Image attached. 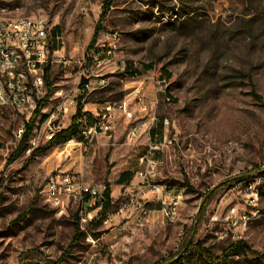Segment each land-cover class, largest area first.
<instances>
[{
	"label": "rangeland",
	"instance_id": "obj_1",
	"mask_svg": "<svg viewBox=\"0 0 264 264\" xmlns=\"http://www.w3.org/2000/svg\"><path fill=\"white\" fill-rule=\"evenodd\" d=\"M104 2L0 0V17H46L59 38L50 55L52 84L46 85L41 115L78 96L79 65ZM100 28L96 43L108 45L117 34L115 59L140 75L116 73L105 89L90 96L89 110L96 112L99 102L124 100L134 87L145 92L155 105L157 125H163L159 141L167 142L157 157V182L181 195L179 217L168 221L155 204L141 221L136 210L121 211L125 199L138 194V157L146 149L145 136L129 142L132 122L119 120L114 133L99 137L87 153L48 147L42 124H37L30 140H37L34 149L48 150L31 159L33 150L15 156V132L24 116L2 109L0 264L27 259L41 264H156L172 257L179 264H203L184 245L192 241L221 255L232 243L219 236L223 224L211 219L240 203L233 179L264 167V0H116ZM147 65L153 70L147 71ZM161 68L172 75L170 81L163 82ZM73 113L64 116L66 127ZM56 171L79 173L90 187L108 185L113 199V209L94 229L96 236L81 240L64 261L75 237L78 206L60 214L46 203V181ZM128 171L134 178L122 186L119 177ZM219 186L201 214L205 197ZM245 243L264 253V223L249 227ZM255 259L240 255L227 264H259Z\"/></svg>",
	"mask_w": 264,
	"mask_h": 264
},
{
	"label": "built area",
	"instance_id": "obj_2",
	"mask_svg": "<svg viewBox=\"0 0 264 264\" xmlns=\"http://www.w3.org/2000/svg\"><path fill=\"white\" fill-rule=\"evenodd\" d=\"M56 40L59 38L52 35L46 17H0V110L11 109L24 116L22 126L15 132L19 142L33 112L47 94L45 71L49 67L51 53H56L53 50ZM116 40L118 35L114 34L110 44H96L86 52L79 65L78 96L58 102L46 113L41 133L46 142L52 141L71 125L66 127L64 116L69 112L75 115L82 104V117L76 123H83L85 132L69 138L59 147L78 148L81 153H87L98 144L99 137L114 133L119 120L132 122L128 131L129 142L145 136L147 145L144 153L138 157V194L125 199L121 211L136 210L141 221L151 213L149 205L155 204L164 218L175 222L176 209L181 207L182 197L172 187L157 182V157L167 142L164 140L161 143L158 134L152 135L158 122L153 102L146 97L145 92H138V87H134L124 100L96 103L97 111L89 110L91 103L87 102L88 97L105 89L109 79L116 73L120 74L121 63L115 59ZM132 104L136 109L133 110ZM37 124L38 128L41 124ZM29 143L31 147L27 152L34 150L37 140H29ZM261 168L251 171L235 183L233 190L240 203L234 206V212H226L221 218L215 216L211 219L214 223L223 224L219 236L230 240L232 244L246 241V227H251L254 222L264 223L258 218V210H264L261 207L264 179H258ZM105 190L106 186H88L79 173L56 171L47 179L43 193L48 206L60 214H65L74 205L78 206L79 224L84 230L101 210ZM260 256L264 261V253Z\"/></svg>",
	"mask_w": 264,
	"mask_h": 264
},
{
	"label": "trees",
	"instance_id": "obj_3",
	"mask_svg": "<svg viewBox=\"0 0 264 264\" xmlns=\"http://www.w3.org/2000/svg\"><path fill=\"white\" fill-rule=\"evenodd\" d=\"M115 2H116V0H105L104 11L100 15V19L98 21L94 35H93L92 40H91L89 47H88L89 49L97 44L96 42H97V38H98L100 30H101V28H100L101 24L104 21L105 17L107 16L108 12L110 11V9L113 7ZM53 50H56V45H55ZM144 68L147 71H151V70H153L154 67L152 65H147ZM159 73L161 75V78L166 80L167 82L172 79V75L165 68H161ZM125 75L126 76L127 75L139 76L140 73L136 69H133V67L130 65V66H127ZM45 79H46L47 86L50 88V86L52 84L50 81V67H48L45 71ZM82 84L83 83L80 84V87L82 86ZM93 94H95V93H93ZM166 95L169 96V90L168 89L166 90ZM90 96L88 97L87 102H89ZM45 101H46V99L42 100V102L38 105V107L33 112L32 116H31V118L27 124L26 132H25L23 138L21 139V141L19 142V145L16 149L15 156H17V157L20 156L25 150H27L28 148L31 147L29 140H30V137L34 131V128H35L37 122L39 124H43L46 121L45 116H42L40 118ZM82 110H83V105L80 104L77 111H76V114L72 118L71 125L68 128L62 130L60 133H58L56 135V137L48 143V147L60 145V144L64 143L66 140H68L69 138L77 136L78 124L76 122L82 117ZM162 126H163L162 124H160V126L158 124L156 129L153 130L152 135L154 136L155 134H157L158 130L160 128L162 129ZM48 147H45L42 150L34 149L31 153L30 158L34 159L40 153L46 152L48 150ZM255 170H258V169H255ZM243 177L244 176L237 177V178L233 179L232 182L237 183ZM258 177H264V168H261L260 171H258ZM133 178H134V173L128 171V172L123 173L119 177L118 183L121 184L122 186H126L133 180ZM220 188H221V186H219L216 189V191L211 192L208 197L207 196L205 197L204 203H203L201 211H200L201 214L205 212L206 207L208 206L209 202L212 200V198L214 197V195L216 194V192ZM0 201H1V195H0ZM112 209H113V199H112V195H111V190H110V187L108 185H106V190L104 192V202L102 203V208L99 211L97 217L92 222L89 223V225L87 226V228L85 230L81 229L80 224H79V217L77 214L75 215V220H76L75 237H74L71 245L69 246V248H70L69 251H67V254L62 257L63 261L66 259V257H68V254L70 253L72 248L75 247L77 244H79V242L81 240L85 239L89 234L96 236V234L94 233V229L107 217V215L111 212ZM193 232H195V228H193ZM183 250L188 252L190 255L197 256L203 262V264H227L231 258L238 257L240 255L255 256L256 257L255 260L259 264H264V261L262 260V257L260 256V254L256 251H253L251 249V247L245 242H239V243H234V244L229 245L227 248H225L222 251L221 255H219V256H214L208 249L202 247L200 244L193 245L192 241L187 242L184 245ZM176 258L177 257H172L169 260L161 261V262H158L156 264H179L180 259H176ZM20 264H41V263H37V262L35 263V262L27 259V260L21 261Z\"/></svg>",
	"mask_w": 264,
	"mask_h": 264
},
{
	"label": "bare ground",
	"instance_id": "obj_4",
	"mask_svg": "<svg viewBox=\"0 0 264 264\" xmlns=\"http://www.w3.org/2000/svg\"><path fill=\"white\" fill-rule=\"evenodd\" d=\"M126 68H127V66L121 65L120 71L125 74ZM60 102H65V100H62ZM77 124H78L77 136H79V134L85 132V125H83V123H77ZM258 179H264V177H258ZM172 190L177 192V190L174 187H172ZM228 212H234V207L229 209ZM179 213H180V208H177L176 209V219H178ZM258 218H260V220H264V211L263 210H258ZM248 229H249V227H246V232L248 231Z\"/></svg>",
	"mask_w": 264,
	"mask_h": 264
},
{
	"label": "crops",
	"instance_id": "obj_5",
	"mask_svg": "<svg viewBox=\"0 0 264 264\" xmlns=\"http://www.w3.org/2000/svg\"><path fill=\"white\" fill-rule=\"evenodd\" d=\"M42 111H43V110H42ZM43 112H45V111H43ZM42 116H45V117H46V113L43 114ZM146 145H147V139H146ZM146 145H145V147H146Z\"/></svg>",
	"mask_w": 264,
	"mask_h": 264
}]
</instances>
